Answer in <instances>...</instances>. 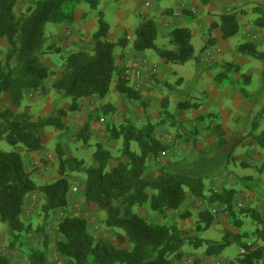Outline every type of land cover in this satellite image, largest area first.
Instances as JSON below:
<instances>
[{
  "label": "rangeland",
  "instance_id": "1",
  "mask_svg": "<svg viewBox=\"0 0 264 264\" xmlns=\"http://www.w3.org/2000/svg\"><path fill=\"white\" fill-rule=\"evenodd\" d=\"M35 1L18 0L16 13L21 14ZM72 8V22L46 25L45 46L58 48L60 52L42 56V63L49 70L44 89L27 91L19 108L10 104L9 95L0 98V111L7 108L20 110L31 115L33 120L56 117L59 110L67 113L62 120L63 129L48 127L43 130L44 146L40 151L28 153L24 148L19 149L31 179L40 186L59 177L58 147L66 155L82 160L87 169L94 165V153L101 144L111 154L108 168L114 167L126 158L122 155V138H113L111 129H120L126 123H131L137 130L153 125V136L168 146V150L149 160L150 172L155 174L163 166L181 171H205L208 175L204 181L206 195L236 189L233 200L236 214L232 216L225 212L222 204L213 205L210 207L215 216L212 226L197 231L198 213L207 207L201 198L190 196L180 210L170 211L165 217L153 211L149 203L135 207L134 211L154 223H177L192 235L204 239L220 242L227 237L228 246L219 256H206L205 248L184 247L185 264H238L239 256L246 251L244 245L253 243L255 230V224L239 213V209L255 207L264 214V175L259 170L264 150L253 146L248 135L255 120L259 121V128L264 125V58L242 55L237 47L244 42L253 43L264 55V27L258 22L264 20V0H210L206 5L198 0H99L97 10L79 0ZM99 12L109 24L107 39L114 43L126 40L125 46L115 50L116 63L127 70L130 85L147 100L146 108L118 92L117 77L104 99L81 100L77 111H71L70 100L63 98L53 87L60 77L64 55L93 48ZM232 13L236 14L240 30L234 37L226 39L221 28L213 25H220L221 14ZM145 19L156 22L159 28L156 45L162 49L173 48L168 33L184 24L192 32L195 58L185 65H178L165 63L154 50L136 52L133 48L135 31ZM8 49L9 45L3 41L0 48L3 61ZM228 65H232L229 72L226 70ZM186 101L199 106L192 109L179 107ZM217 124L224 126L228 140L222 150L218 148L219 137L213 129ZM237 141H241L243 150L236 156L237 147L232 159L227 161L225 155ZM0 145L5 151L11 150L5 141ZM131 148L138 150L135 143ZM248 175L254 180L244 179ZM85 179L84 172L69 174L68 207L53 211L48 221H44L41 212L43 195L35 191L26 198L23 220L31 229L24 232L20 240L27 245L40 246L46 239L48 264H73L57 251V242L63 239L58 225L65 216L86 219L88 232L96 240L131 249L129 245L119 243V230L105 225L104 211L84 200ZM186 213L190 214L184 216ZM10 242L6 227L0 221L1 253L11 259V264H27L25 249H13ZM258 245L261 244L257 243L255 247ZM256 264H264V258Z\"/></svg>",
  "mask_w": 264,
  "mask_h": 264
},
{
  "label": "trees",
  "instance_id": "2",
  "mask_svg": "<svg viewBox=\"0 0 264 264\" xmlns=\"http://www.w3.org/2000/svg\"><path fill=\"white\" fill-rule=\"evenodd\" d=\"M78 1L37 0L18 15V0H0V48L3 41L9 45L4 61L0 55V98L4 94L9 95L10 104L19 108L27 91L38 92L44 89L49 70L42 63V56L60 52L58 48L45 46L46 25L72 22V5ZM83 1L92 10L98 9L99 0ZM198 1L203 5L210 2ZM98 16L93 48L71 51L63 56V68L53 84L54 89L63 98L70 100L71 111H77L81 100L92 97L104 99L113 79L117 77L118 92L131 101H139L146 108L147 100L130 85L127 70L116 63L115 50L125 46L126 40L110 42L107 39L109 24L104 20L102 12ZM219 19L220 25L213 26L221 28L224 38H232L239 32L236 14H221ZM258 22L264 27V20ZM135 36L133 48L136 52L154 50L165 63L185 65L195 58L192 32L186 27H176L168 33L172 49H162L156 45L159 28L153 19H145L137 27ZM237 51L253 58H264L253 43H241ZM231 68L232 65H228L226 70L229 72ZM198 106L189 101L179 104L183 109ZM57 113L56 117L33 120L31 115L20 110L7 108L0 111V144L5 141L11 147L10 151H5L0 145V221L11 238L10 247L25 249L27 264H48V241L45 239L38 246L27 245L20 240L21 235L31 229L23 220L26 198L35 191L43 195L41 212L44 221H48L53 211L68 207L71 186L69 174L77 172H84L86 176L84 200L104 211L105 225L119 230V243L127 244L131 249H121L98 241L88 232L86 219L65 216L58 225L63 239L57 242V251L73 264H173L182 260L183 248L186 246L205 248L208 257L222 254L228 246L226 236L220 242L204 239L192 235L177 223H154L134 211L135 207L149 203L153 211L165 217L170 211L180 210L190 194L194 198H201L207 206L198 213L197 231L212 226L215 216L210 207L213 205L222 204L225 212L232 216L236 214L233 207L236 189H223L206 195L204 181L208 175L205 171H181L163 166L155 174L150 172L149 160L168 150V146L153 136V125L137 130L131 123H126L120 129H111L113 138H122V155L126 158L125 162H119L111 168H108L111 154L101 144L96 147L94 165L87 169H84L82 160L66 155L58 147L59 177L52 183L36 185L19 149L24 148L28 153L40 151L44 146L43 130L48 127H64L62 120L67 113L62 110ZM259 126V121L255 120L248 135L253 146L264 149V127L255 133ZM213 129L219 137L218 148L222 150L228 145L225 130L221 124ZM82 138L86 141L85 135ZM132 143L137 145V151L131 148ZM240 144L241 141H237L230 146V151L225 155L227 161L232 159L233 152ZM259 170L264 175V164ZM252 178L244 177L248 180ZM239 213H243L255 224V230L253 243L244 245L246 251L241 253L237 262L256 264L264 258V214L255 207L239 209ZM257 243L261 245L255 247ZM0 264H11V259L1 251Z\"/></svg>",
  "mask_w": 264,
  "mask_h": 264
},
{
  "label": "crops",
  "instance_id": "3",
  "mask_svg": "<svg viewBox=\"0 0 264 264\" xmlns=\"http://www.w3.org/2000/svg\"><path fill=\"white\" fill-rule=\"evenodd\" d=\"M184 1H186V0H184ZM184 21H185V20H184ZM185 23H186V22H185ZM187 23H188V22H187ZM183 25H184V24H182L181 27H184ZM223 124H224V123H222V125H223ZM263 127H264V126H263ZM263 127L259 128V130L261 131V130L263 129ZM223 128H224V126H223ZM251 129H252V128H251ZM260 131H258V132L256 131L255 133H259ZM242 150H243V144H240V145L238 146V148H237L236 156H237V155L239 156L240 153L242 152ZM262 150H264V149H262ZM260 160H261V161H260V164L263 165V164H264V152H262V155L260 156ZM248 176H249V175H248ZM190 196L193 197L192 195L189 194V195H188V199L190 198ZM193 198H194V197H193ZM188 199H187V200H188ZM257 201H258V200H257ZM258 202H259V201H258ZM183 253H184V252H183ZM184 257H185V256H183L182 260L175 261L173 264H185V261H184L185 259H184ZM193 257H194V253H193Z\"/></svg>",
  "mask_w": 264,
  "mask_h": 264
},
{
  "label": "built area",
  "instance_id": "4",
  "mask_svg": "<svg viewBox=\"0 0 264 264\" xmlns=\"http://www.w3.org/2000/svg\"><path fill=\"white\" fill-rule=\"evenodd\" d=\"M242 252H244V250Z\"/></svg>",
  "mask_w": 264,
  "mask_h": 264
}]
</instances>
